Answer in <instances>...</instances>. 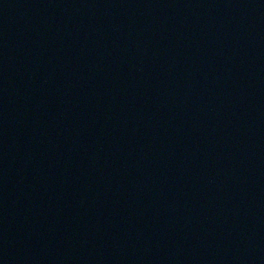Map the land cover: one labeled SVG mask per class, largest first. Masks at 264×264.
I'll use <instances>...</instances> for the list:
<instances>
[{
    "label": "water",
    "instance_id": "water-1",
    "mask_svg": "<svg viewBox=\"0 0 264 264\" xmlns=\"http://www.w3.org/2000/svg\"><path fill=\"white\" fill-rule=\"evenodd\" d=\"M0 264H264V0H0Z\"/></svg>",
    "mask_w": 264,
    "mask_h": 264
}]
</instances>
